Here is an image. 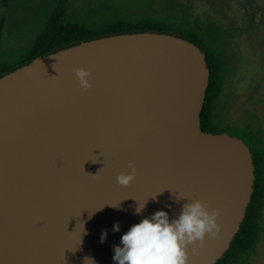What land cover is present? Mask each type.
Masks as SVG:
<instances>
[{
  "label": "water",
  "instance_id": "95a60500",
  "mask_svg": "<svg viewBox=\"0 0 264 264\" xmlns=\"http://www.w3.org/2000/svg\"><path fill=\"white\" fill-rule=\"evenodd\" d=\"M75 68L91 72L90 90ZM209 81L198 46L151 32L85 41L0 77V264H116L132 226L158 211L171 222L195 200L221 211L222 231L189 248L190 264H216L255 167L242 139L202 131ZM129 162L136 179L122 187Z\"/></svg>",
  "mask_w": 264,
  "mask_h": 264
},
{
  "label": "rangeland",
  "instance_id": "374dc122",
  "mask_svg": "<svg viewBox=\"0 0 264 264\" xmlns=\"http://www.w3.org/2000/svg\"><path fill=\"white\" fill-rule=\"evenodd\" d=\"M57 1L0 0L2 61L9 67L18 65ZM66 16L89 22L148 18L196 32L222 65L218 126L264 153V0H73ZM261 228L256 248L239 264H264V209Z\"/></svg>",
  "mask_w": 264,
  "mask_h": 264
},
{
  "label": "trees",
  "instance_id": "16d2710c",
  "mask_svg": "<svg viewBox=\"0 0 264 264\" xmlns=\"http://www.w3.org/2000/svg\"><path fill=\"white\" fill-rule=\"evenodd\" d=\"M10 0H5V4ZM73 0H58L53 7L47 21L36 35L28 49L20 56L18 65L14 68L2 61V29L0 28V77L31 63L38 57L50 55L62 49L79 43L98 38L119 34L134 33H162L181 37L198 46L205 54L207 67L210 71V81L206 92V99L201 112V128L205 133H226L242 139L218 126L215 110L223 94L221 80L222 65L214 53L196 32L180 30L165 21L148 18L105 20L98 22L77 21L66 16V7ZM244 141V140H243ZM247 142V141H246ZM245 142V143H246ZM253 164L255 167L254 192L247 208L245 218L239 232L235 235L230 248L216 264H239L252 252L261 239V221L264 209V153L256 151L251 146Z\"/></svg>",
  "mask_w": 264,
  "mask_h": 264
},
{
  "label": "clouds",
  "instance_id": "9594fccd",
  "mask_svg": "<svg viewBox=\"0 0 264 264\" xmlns=\"http://www.w3.org/2000/svg\"><path fill=\"white\" fill-rule=\"evenodd\" d=\"M73 72L83 90L92 88L89 82L92 75L90 71L75 68ZM128 168L130 173L117 176V182L122 187L130 186L136 179L137 170L134 163L129 162ZM86 174L95 178L99 173ZM180 199L183 198L177 197V201ZM145 204L146 201L143 205L138 204L137 214L144 210ZM220 216L219 209L210 210V205L201 200L185 204L179 217L171 222L167 212L158 211L150 218L132 226L122 236L123 247L114 248L113 259L116 264H190L189 248L194 255L205 246L209 238H217L221 233L222 225L218 222ZM114 230H120L118 224L114 226ZM106 235L105 232L102 242ZM89 260L92 261L86 258L85 264Z\"/></svg>",
  "mask_w": 264,
  "mask_h": 264
},
{
  "label": "flooded vegetation",
  "instance_id": "af4514ba",
  "mask_svg": "<svg viewBox=\"0 0 264 264\" xmlns=\"http://www.w3.org/2000/svg\"><path fill=\"white\" fill-rule=\"evenodd\" d=\"M242 140H244V142H246V140L244 139V138H242ZM246 144H247V146L250 148V150H251V146H250V144L248 143V142H246Z\"/></svg>",
  "mask_w": 264,
  "mask_h": 264
}]
</instances>
